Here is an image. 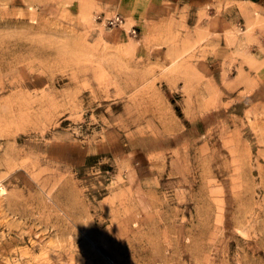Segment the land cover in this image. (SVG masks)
Wrapping results in <instances>:
<instances>
[{
    "label": "rangeland",
    "instance_id": "rangeland-1",
    "mask_svg": "<svg viewBox=\"0 0 264 264\" xmlns=\"http://www.w3.org/2000/svg\"><path fill=\"white\" fill-rule=\"evenodd\" d=\"M0 183V264H264V0H0Z\"/></svg>",
    "mask_w": 264,
    "mask_h": 264
},
{
    "label": "built area",
    "instance_id": "built-area-1",
    "mask_svg": "<svg viewBox=\"0 0 264 264\" xmlns=\"http://www.w3.org/2000/svg\"><path fill=\"white\" fill-rule=\"evenodd\" d=\"M118 20H119V17L114 16L109 21H110V23H114V22H118Z\"/></svg>",
    "mask_w": 264,
    "mask_h": 264
},
{
    "label": "bare ground",
    "instance_id": "bare-ground-1",
    "mask_svg": "<svg viewBox=\"0 0 264 264\" xmlns=\"http://www.w3.org/2000/svg\"><path fill=\"white\" fill-rule=\"evenodd\" d=\"M0 192H1V193H4V192H5L4 185H2L1 183H0Z\"/></svg>",
    "mask_w": 264,
    "mask_h": 264
}]
</instances>
